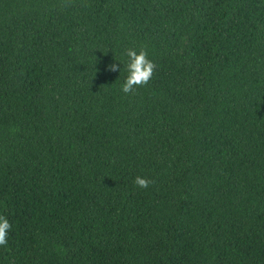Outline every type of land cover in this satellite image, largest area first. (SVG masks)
<instances>
[{
  "label": "trees",
  "instance_id": "16d2710c",
  "mask_svg": "<svg viewBox=\"0 0 264 264\" xmlns=\"http://www.w3.org/2000/svg\"><path fill=\"white\" fill-rule=\"evenodd\" d=\"M0 215V264H264V0H0Z\"/></svg>",
  "mask_w": 264,
  "mask_h": 264
},
{
  "label": "clouds",
  "instance_id": "9594fccd",
  "mask_svg": "<svg viewBox=\"0 0 264 264\" xmlns=\"http://www.w3.org/2000/svg\"><path fill=\"white\" fill-rule=\"evenodd\" d=\"M128 62L125 70L127 77L121 87V91L128 95H135L136 91L140 87L146 86L152 79L156 65L148 58V52L145 48H140L137 51L135 48H129L126 50ZM109 71H117L116 64L108 66ZM134 184L141 188L146 189L152 183L151 180L140 176L135 177ZM11 229V224L8 219L0 215V247H6L8 244V234Z\"/></svg>",
  "mask_w": 264,
  "mask_h": 264
}]
</instances>
